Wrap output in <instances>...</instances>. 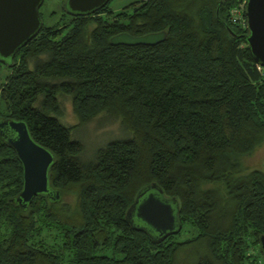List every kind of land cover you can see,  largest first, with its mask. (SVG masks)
<instances>
[{
	"label": "trees",
	"instance_id": "trees-1",
	"mask_svg": "<svg viewBox=\"0 0 264 264\" xmlns=\"http://www.w3.org/2000/svg\"><path fill=\"white\" fill-rule=\"evenodd\" d=\"M234 4L141 0L113 23L98 9L60 20L63 29L44 25L17 52L0 85V120L24 121L50 151L61 198L16 205L22 163L0 135V264H264V173L242 166L264 143V67L247 51L245 27L228 19ZM159 31L166 37L153 46L109 45L116 34ZM61 95L78 124L106 112L130 136L80 162L81 145L59 120ZM151 184L178 206L180 230L160 241L125 218Z\"/></svg>",
	"mask_w": 264,
	"mask_h": 264
},
{
	"label": "water",
	"instance_id": "water-1",
	"mask_svg": "<svg viewBox=\"0 0 264 264\" xmlns=\"http://www.w3.org/2000/svg\"><path fill=\"white\" fill-rule=\"evenodd\" d=\"M45 0H0V62L12 65L14 56L43 28L40 7ZM109 0H64V6L71 15L86 16L103 8ZM243 18V36L252 61L264 67V0H246ZM227 31H229L227 29ZM230 32V31H229ZM231 33V32H230ZM166 33L159 31L144 36H130L125 33L110 37L112 46H153L162 42ZM0 135L7 139L21 160L23 187L12 200L22 209H27L34 197L42 194L51 200H59L61 193L52 189L49 169L54 161L50 151L39 145L31 137L28 125L21 120L6 118L0 120ZM178 206L175 200L162 195L154 184L141 189L125 212V218L133 220L139 230H143L156 241L180 230ZM258 248L264 260V235H258Z\"/></svg>",
	"mask_w": 264,
	"mask_h": 264
},
{
	"label": "rangeland",
	"instance_id": "rangeland-1",
	"mask_svg": "<svg viewBox=\"0 0 264 264\" xmlns=\"http://www.w3.org/2000/svg\"><path fill=\"white\" fill-rule=\"evenodd\" d=\"M141 0H109L105 8L112 12L120 11V9L132 5V3L140 2ZM64 3V2H63ZM59 0H45L44 4L40 7L42 21L45 26L55 25L60 22L61 12L63 6ZM59 24L56 26L58 27ZM63 25V24H62ZM67 26V24H65ZM67 31V30H65ZM64 33V32H63ZM10 73V69L5 63L0 62V85L5 81L4 79ZM260 73H264L262 69ZM60 116L59 120L64 127L71 128L70 139L76 141L81 145V154L79 160L82 163L92 162L98 150L103 149L108 143L115 140H126L130 136L125 127L122 126L120 119L115 116H110L106 112L96 115L89 122L78 124L73 107L71 106V99L67 96H59ZM242 166L246 170H260L264 173V143L256 148L251 157L243 158ZM75 199L71 195L63 196V202L68 205H73ZM181 238H185V229L181 228ZM52 235L44 234L41 238L47 242L51 247H54L55 241ZM53 251L59 252L57 247ZM253 256L260 259L257 251L253 250ZM182 259V255L179 260ZM184 261V260H183ZM182 261V262H183Z\"/></svg>",
	"mask_w": 264,
	"mask_h": 264
},
{
	"label": "flooded vegetation",
	"instance_id": "flooded-vegetation-1",
	"mask_svg": "<svg viewBox=\"0 0 264 264\" xmlns=\"http://www.w3.org/2000/svg\"><path fill=\"white\" fill-rule=\"evenodd\" d=\"M45 2V1H44ZM59 2H61L62 4V6H63V8H62V12H61V19L63 20H70V21H74V20H76L77 19V15H71V14H69L68 12H67V10L65 9V6H64V0H59ZM137 3V2H136ZM44 4V3H43ZM132 4H135V3H132ZM107 5V4H106ZM105 5V6H106ZM138 4H136L135 6H137ZM105 6L103 7V8H101V9H99V10H101L102 12H100V13H98V15H100V16H106L105 17V19L106 20H108V21H110L111 23H113L116 19H115V17L114 16H116V15H118V14H121V12H122V9H120V11H117V12H112V11H108L106 8H105ZM129 6H131L132 7V5H129ZM130 7V9H132ZM40 15H41V13H40ZM95 16H97V15H95ZM41 19H42V17H41ZM65 27V24H63V25H60V26H58V28L57 29H63ZM43 28H44V25H43ZM42 28V29H43ZM41 32H42V30H40V32H39V34L38 35H40L41 34ZM57 37H60V36H57Z\"/></svg>",
	"mask_w": 264,
	"mask_h": 264
},
{
	"label": "built area",
	"instance_id": "built-area-1",
	"mask_svg": "<svg viewBox=\"0 0 264 264\" xmlns=\"http://www.w3.org/2000/svg\"><path fill=\"white\" fill-rule=\"evenodd\" d=\"M246 0H235V4L229 10V17L231 24L245 27V19L243 18L244 4ZM260 68V67H258Z\"/></svg>",
	"mask_w": 264,
	"mask_h": 264
}]
</instances>
